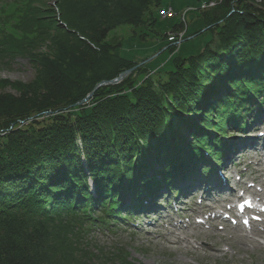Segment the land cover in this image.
I'll return each instance as SVG.
<instances>
[{
	"label": "trees",
	"instance_id": "16d2710c",
	"mask_svg": "<svg viewBox=\"0 0 264 264\" xmlns=\"http://www.w3.org/2000/svg\"><path fill=\"white\" fill-rule=\"evenodd\" d=\"M165 1L0 0V67L21 58L35 70L26 85L0 80L17 92H0V264H134L120 250L110 259L94 252L89 231L129 218L127 190L141 204L154 188H172L179 172L193 178L195 165L209 163L204 151L221 157L228 127L244 129L264 107V0H223L201 11L215 39L199 55L174 58L157 79L144 66L100 87L93 107L20 129L133 68L123 46L106 40L123 24L152 29L173 8Z\"/></svg>",
	"mask_w": 264,
	"mask_h": 264
},
{
	"label": "rangeland",
	"instance_id": "374dc122",
	"mask_svg": "<svg viewBox=\"0 0 264 264\" xmlns=\"http://www.w3.org/2000/svg\"><path fill=\"white\" fill-rule=\"evenodd\" d=\"M48 1L49 4H52L54 0ZM255 1L256 3L261 2V0ZM216 2L218 4L216 7L223 4V0L222 2L220 0ZM201 3L200 0H166L164 6L172 4L174 10L180 13L176 17L173 16L166 20L160 18L152 29L147 27L135 28L127 24L116 26L109 34L105 44L108 46H123L125 51H122L124 52L122 55L137 63L133 68L141 65L124 79L131 77L144 66H148L147 76H156L157 79L159 75H164L172 70V60L174 58L178 57L184 60L199 55L206 44L215 39L212 31L207 30L209 27L202 16L201 10L194 9L199 8ZM256 5L260 6V4ZM228 12L230 14L235 12L233 3L232 9L230 8ZM176 25H180L182 29L173 32ZM175 33L184 34V37L179 45L173 46L174 44L170 42V34ZM144 34L146 36H143ZM166 41L174 48L172 54L167 52L168 48L166 46L162 47L167 44ZM148 61L149 64L145 65ZM168 61L169 65H167ZM34 78L35 70L25 59L17 58L8 66L2 65L0 67V80L26 85L32 82ZM103 83L97 84L81 102L75 105L77 110L74 108L75 106H66L62 109L64 112H46L23 122L20 124V129L27 128L30 123L47 121L58 113L78 111V107L84 105H89L88 108L93 107L91 101ZM76 87L77 84L75 83L70 89L66 88L65 90L72 92ZM0 92L17 95L12 86L0 89ZM92 93L90 100L82 105L83 101ZM231 138L232 135L229 134L222 141H229ZM243 155L246 164H249L253 157L249 159L250 155ZM228 170H233V164L227 168ZM229 174L231 175V172ZM192 208H199L196 200L193 201ZM192 208L191 212H193ZM115 226L111 231L97 226L89 231L88 239L92 243L94 252L96 251L95 248L102 250L104 254L110 255L108 259H110L111 254L120 250L125 252L127 259L134 264H264V250L262 249L264 245L256 244L254 237L240 245L235 238L231 239L229 237L230 235L234 237V233L208 230V225L200 228L190 226L181 230L173 228L171 230L174 233L173 235H169L166 228H161V224L155 227L146 225V228L141 230L137 228L135 230L132 228L125 229L120 223L115 224ZM181 226L184 228L188 225ZM151 233L153 234L150 235Z\"/></svg>",
	"mask_w": 264,
	"mask_h": 264
},
{
	"label": "built area",
	"instance_id": "2783aa9c",
	"mask_svg": "<svg viewBox=\"0 0 264 264\" xmlns=\"http://www.w3.org/2000/svg\"><path fill=\"white\" fill-rule=\"evenodd\" d=\"M216 1H218V0H205L200 4L199 8H194V9L195 10H201V11L211 10L218 5ZM220 1L222 2V0H220ZM159 14H160V18L163 20H166L168 18H172L173 16L174 17L177 16L176 12L172 8L162 9L159 12ZM170 36H169L170 42H172L174 44L173 46H176V45H179L183 41L184 34H176L175 33V34H170Z\"/></svg>",
	"mask_w": 264,
	"mask_h": 264
},
{
	"label": "water",
	"instance_id": "95a60500",
	"mask_svg": "<svg viewBox=\"0 0 264 264\" xmlns=\"http://www.w3.org/2000/svg\"><path fill=\"white\" fill-rule=\"evenodd\" d=\"M152 60H153V59H152ZM152 60H151V62H152ZM146 64H149V61L146 62L145 65H146ZM140 66H141V65H140ZM140 66H138V67H140ZM138 67L133 68V69H131V70H128V71L122 73L117 79H115V80H113V81H110V82H104V83L101 84V85H102V86H106V85H116V84L122 82V80H123L124 78H126L127 76H129L130 74H132V72H134ZM99 87H100V86H99ZM95 91H96V90H95ZM92 95H93V93H92L87 99H85V100L83 101L82 105L85 104L86 102H88V101L90 100V98L92 97Z\"/></svg>",
	"mask_w": 264,
	"mask_h": 264
},
{
	"label": "bare ground",
	"instance_id": "6f19581e",
	"mask_svg": "<svg viewBox=\"0 0 264 264\" xmlns=\"http://www.w3.org/2000/svg\"><path fill=\"white\" fill-rule=\"evenodd\" d=\"M216 8V7H215ZM215 8H213V9H215ZM160 68H162V67H160ZM249 128L250 127H246V128H244V129H246V130H249ZM196 169L198 168L196 165L194 166Z\"/></svg>",
	"mask_w": 264,
	"mask_h": 264
}]
</instances>
